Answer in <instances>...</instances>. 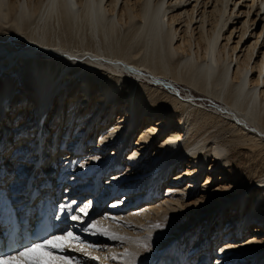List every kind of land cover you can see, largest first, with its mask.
Returning a JSON list of instances; mask_svg holds the SVG:
<instances>
[{
  "label": "bare ground",
  "instance_id": "6f19581e",
  "mask_svg": "<svg viewBox=\"0 0 264 264\" xmlns=\"http://www.w3.org/2000/svg\"><path fill=\"white\" fill-rule=\"evenodd\" d=\"M6 29L18 31L27 46L17 50L14 41L0 43V110L7 106L6 115L0 116V140L7 138L4 128L12 131V136L21 130L24 137L36 134L37 120L41 119L45 135L53 127L55 133L59 129V134L64 133L61 146L65 144L66 149L58 144L56 152L64 157L61 161H81L85 172L80 176H86L91 162L99 164L114 157L106 167H99L103 174L114 167L103 182L109 190L102 191V186L95 195L88 193L90 199L78 207L77 197L68 201L62 196L60 208L66 218L60 220V228L66 232L72 226H83L69 217L88 205V216L79 215L84 223L99 219L102 227L132 241L150 236L151 250L144 252L133 242L121 245L82 232L88 237H81L86 243L100 245L99 251L91 252L100 260H87L82 253L64 254L82 264H120L105 259L112 255L108 248L115 253L127 248L139 251L136 264H185L189 231L203 223L202 238L195 244L201 248L216 233L220 237L224 229L216 230L215 225L224 226L222 218H230L229 230L222 236L238 230L249 238L246 244L238 239L240 243L231 246L235 260L231 263L264 264V0H0L2 38L9 36ZM64 31L71 36L86 32L87 42L81 38L78 44H72L73 39L69 43ZM78 65L90 69L74 78L82 71ZM139 77L159 90L164 87L172 96L176 91L181 97L176 96V100L192 111L202 112V105L175 83L185 82L213 96L223 103L214 109L221 116L215 115L233 131L224 133L230 134L224 139L220 133L213 136L203 128L197 130L190 120L186 126L180 125L183 116L176 110L161 112L160 101L145 91L148 88L141 86ZM87 133L90 140L85 144ZM16 137L21 143L13 150L21 147L19 152L25 155H20L28 156L24 137ZM9 140L3 142L0 157L8 159L12 154ZM87 143L91 145L88 152ZM46 145L44 154L52 150ZM77 145L85 152L72 148ZM25 165L19 170L30 171ZM116 165L122 169L118 171ZM94 174L79 184L86 187L98 171ZM217 175L219 183L214 181ZM24 181L10 177L7 185L0 187L2 207L17 200L19 194L14 191L24 190ZM138 186L141 194L128 195L130 187L137 191ZM213 186V190L207 188ZM163 189L166 195L162 198L136 202L143 194ZM27 199L21 198L13 208L20 211L17 208ZM105 199L112 200L109 205L114 214L95 210ZM142 203V208L133 209ZM92 211L95 214L89 216ZM158 224L167 229L155 227ZM250 224L255 229L249 228ZM41 256L52 259L47 252L36 250L19 264Z\"/></svg>",
  "mask_w": 264,
  "mask_h": 264
},
{
  "label": "rangeland",
  "instance_id": "374dc122",
  "mask_svg": "<svg viewBox=\"0 0 264 264\" xmlns=\"http://www.w3.org/2000/svg\"><path fill=\"white\" fill-rule=\"evenodd\" d=\"M180 28H181V26H180ZM6 31V33L9 35L8 37H5V38H2V37H4V35H3V33H0V43H4V42H7V41H14L15 42V48L17 49V50H23V49H25L26 48V46H27V44H26V42H25V38H24V36H22V35H20L19 33H17L18 31H15V30H13V29H6L5 30ZM12 31V32H11ZM57 31H61V30H59V29H57ZM15 32V33H14ZM62 33V32H61ZM76 33V34H75ZM67 34V35H66ZM74 36H75V38H74V36L72 35L71 36V33H70V35L68 34V33H66L65 31H64V33H63V35H65L64 37H66V40L67 41H69V43H72V41L74 42V43H72V44H78V43H80L79 41L81 40V38H83V40L85 39V35H87L86 34V32L85 33H83L84 34V36L82 35V33L80 32V33H78L77 34V32H73L72 33ZM69 35V36H68ZM83 36V37H81V36ZM12 36V37H11ZM76 36H78V39L79 40H77V37ZM80 37V38H79ZM70 38V39H69ZM71 39H73V40H71ZM87 42V40L85 39V43ZM179 62V60L175 57V59H174V63L175 64H177ZM78 68H81L82 69V71L80 72V73H78V74H76V75H74V78H77L78 76H80L81 74H82V72L84 71V70H88V69H90V68H88V67H86L85 65H82V66H77ZM110 71V70H109ZM111 72V71H110ZM113 73V72H112ZM118 74V73H117ZM129 82H134V80L131 78V77H125ZM163 79H165V80H168V81H172V79H169V77H163ZM139 82L141 83V82H143V84L141 85V86H143L144 85V87H146V88H148V89H146L145 91H147V92H150V93H153L152 94V96H154L157 100H158V103H159V101H160V103L158 104V107H160L161 108V112H165L166 114H169V113H174V111H175V113L176 114H178V116H183V119L180 121V123L182 122V124H180V125H184L185 124V126H186V124L187 123H189V120H190V123H191V125L193 126V124L195 125V128L197 129V130H201L202 128V130L203 131H208L210 134H213V136H216V135H218L219 133L221 134V136L225 139V137L226 138H228L229 137V135L230 134H227V135H225L226 133H230L231 131H233L231 128H228V125H227V123L226 124H222L221 123V119H218L217 118V116L219 117V116H221L216 110H214L215 109V107H216V105H217V103H218V105H219V107L220 106H222L223 107V103L221 102V101H218L216 98H214L213 96H211V95H208L207 93H204V92H202V91H199V90H195L194 88H192V87H190L189 85H187L185 82H177V83H175V85H176V87L177 88H180V89H184V91L186 92V93H188V94H193L197 99H199L200 100V104L202 105V106H200V108H201V110H202V112H199V111H192L193 109H188L187 108V106L185 107L184 105H182L181 103H179V101L178 100H176V96L177 97H179V99L181 98L180 96H179V94L175 91V93H173V91H171L173 94H175V96H172L171 94H169L166 90H163V89H161V90H159V89H157V88H155L154 86H150L149 84H148V81H147V79L144 77H139ZM150 86V87H149ZM189 86V87H188ZM141 89H142V87H141ZM152 89H153V91H152ZM190 96H192V95H190ZM168 97V98H167ZM174 98V99H173ZM213 99H215V101L213 100ZM162 100V101H161ZM172 100V101H171ZM178 103H177V102ZM218 101V102H217ZM161 104V105H160ZM175 104V105H174ZM177 104H179V105H177ZM212 104H214V105H212ZM163 105V106H162ZM7 107V106H6ZM6 107H5V105L3 106V108H2V110H0V116L1 117H3V116H5L6 114ZM192 108H194V107H192ZM187 109V110H186ZM173 110V111H172ZM184 111V112H183ZM213 111V112H212ZM209 113V114H208ZM210 113H212V114H210ZM214 113V114H213ZM217 113V114H216ZM205 114V115H204ZM217 116H216V115ZM209 116V117H208ZM213 116V117H212ZM214 116H216V117H214ZM223 117V116H222ZM61 120L62 121H64V119H62L61 118ZM186 122H185V121ZM36 121V120H35ZM196 122H197V124H196ZM184 123V124H183ZM199 124V125H198ZM66 125V122L63 124V126H62V128L64 127ZM199 127H198V126ZM43 127V129H45L44 128V126H43V124H42V121H41V119L39 120H37V128H39V127ZM35 127V126H34ZM220 127V128H219ZM223 127V128H222ZM216 128V129H215ZM14 129V128H13ZM12 129V130H13ZM205 129V130H204ZM47 130V129H46ZM201 130V131H202ZM221 130V131H220ZM22 131V130H21ZM18 132L17 133V135L19 134L20 136H22V137H24L23 135V133L22 132ZM55 131V127H53V129H51V130H48L47 132H49L50 134H49V136H51L53 133H55L54 132ZM2 132H4L5 134H6V139H8L9 140V136H10V140H9V142H8V144L7 145H10V148H9V153H11L12 152V150H13V148L17 145L16 143H14V140H15V138H13L14 136H12V135H10V133H12V131L10 132V130L8 129V128H4L3 129V131ZM59 132H60V129L58 130V131H56V133H58L59 134ZM213 132V133H212ZM214 132H216V133H214ZM218 133V134H217ZM223 133V134H222ZM225 133V134H224ZM63 132H61L60 134H59V136H58V140H57V145L59 144L60 146H59V148H62V146H61V141H64V138H63ZM89 133H87V135L86 136H84L85 138L83 139V142L86 144V142H88L90 139H89V135H88ZM220 134L218 135V136H220ZM14 135H16V132L14 133ZM16 135V136H17ZM37 135V136H36ZM27 137H28V140H26L25 138L26 137H24V139L26 140V144H28L32 139V141H34V139H35V136L36 137H38L39 138V134H35V136L31 139V140H29L30 139V137L31 136H29V135H26ZM48 136V138H46V143H48V139H50L51 140V138ZM228 136V137H227ZM2 137V136H1ZM46 137V135L44 134V138ZM90 138H91V136H90ZM6 139L4 138V137H2L1 138V140H0V143H2V144H0V147H3L4 146V141H6ZM11 139L13 140V142H11ZM37 139V138H36ZM35 139V140H36ZM85 140V141H84ZM36 141H39V139L38 140H36ZM162 141V140H161ZM135 143V142H134ZM51 145V144H50ZM63 145H65V144H63ZM25 146H27V145H25ZM67 146H69L70 147V145L68 144V142H67ZM91 145H89L88 143H87V145H85V148H86V151L88 152V147H90ZM51 148H52V145L50 146ZM40 150H42V149H40ZM20 154H23V155H25V153H20ZM20 154H18V155H20ZM5 159H7V157H5ZM114 161V160H113ZM113 161H111V162H113ZM19 162V161H18ZM120 164H122V156L120 157ZM12 168V167H11ZM31 171V170H30ZM112 173V172H111ZM110 173V174H111ZM174 175V174H173ZM172 176V175H171ZM220 177V175L218 176H216L215 177V182H217V179ZM12 179V178H11ZM107 178H105V179H102V182H105V180H106ZM109 179H111V178H109ZM91 180V179H90ZM89 180V181H90ZM12 181V180H11ZM25 182V181H24ZM220 182V180L218 179V182L217 183H219ZM205 183V181H203V183L202 184H204ZM11 184H12V182H11ZM13 185V184H12ZM140 186H141V184H140ZM140 186H138L137 188H138V190L137 191H133V193H132V197L135 195L136 197L139 195V194H141L143 191H141V190H139V188H140ZM188 187V186H187ZM216 186H213V187H207V188H209L210 190H213L214 188H215ZM164 188L166 189V186H164ZM166 195V190H162V191H160V192H158V193H156V194H153V195H149V194H143V195H141V197H138L137 198V201L136 202H144L145 200H149V199H151V198H154L153 200H157V199H159V198H162V197H164ZM110 196H114V195H112V193L110 194ZM113 198H115V197H113ZM125 199H127V198H125ZM112 201V200H111ZM110 200H108V199H105V201L103 202V203H101L100 205H98L97 206V209H95L96 211L97 210H99V208L106 202L107 203V205L108 206H110L111 207V205H109V203L111 202ZM9 202H10V200H9ZM131 204H133V203H130V205ZM145 203H142V204H140L139 206L137 205V206H135L133 209H136V208H142V206L144 205ZM93 212V213H92ZM90 214H89V216H92V215H94L95 214V211H92ZM103 212H106V211H103ZM102 212V213H103ZM218 213H219V211H218ZM77 215H79L78 213H76ZM220 217H217V220L219 219ZM216 220V221H217ZM228 221H230V218L228 219V220H225V219H223L222 218V222H220L221 224H225L226 225V227H228V226H230V225H228L227 223H228ZM218 222V221H217ZM72 224V223H71ZM203 224V223H202ZM202 224H199L198 226H196L195 228H193V229H191L190 231H189V237H191V242H190V244L188 245V247H187V250H186V254H183V256H185V264H196V262L198 261V259H194V261H193V258L194 257H196V256H194L196 253H198V251L200 250V248H197V245H195L196 243H198L199 242V240L202 238V231L203 230H201V228H202ZM225 225L223 226H219L220 228L219 229H221V228H223L224 229V227H225ZM215 229L217 230L218 229V227L215 225ZM255 227L256 226H253V228L255 229ZM162 229H167V227H161ZM214 228V227H213ZM214 229V230H215ZM252 231V230H251ZM194 232H196V234H195V236H193V233ZM210 232V230L207 228V230H206V233H209ZM250 234H249V236H251L252 235V232H249ZM217 237H218V235H217ZM215 238V237H214ZM245 240H241L243 243H245L246 244V242L248 241V237L247 238H244ZM206 242V241H205ZM210 243V242H209ZM193 247V248H192ZM202 248V247H201ZM196 251V253L193 255V253ZM203 251H205V250H203ZM254 252H251V253H249L250 255H248V256H251L252 254H253ZM199 256V255H198ZM51 258V257H50ZM49 259V258H48ZM51 259H49V261H50Z\"/></svg>",
  "mask_w": 264,
  "mask_h": 264
},
{
  "label": "snow or ice",
  "instance_id": "6c2138e0",
  "mask_svg": "<svg viewBox=\"0 0 264 264\" xmlns=\"http://www.w3.org/2000/svg\"><path fill=\"white\" fill-rule=\"evenodd\" d=\"M77 211L87 217L88 205L78 208ZM69 219L84 224V221L81 220L79 215L71 214ZM104 219H109V217L105 216ZM112 219H115V217H112ZM101 225V220L91 219L81 228V231L93 237H107V239L111 241L120 242L121 245L133 242L139 251L148 252L151 250V245L149 243L150 236L145 240L137 239L132 241L130 237L121 236L118 233L113 232L110 228H105ZM155 227L159 228L161 225L158 224ZM36 250L47 252L52 259L50 261L44 259H29L28 264H82L80 259L64 254L66 252L82 253L83 257L91 261L100 260V257L91 255L92 251L100 250V245L86 243L81 236L68 230L61 235H51L48 238L39 240V242H33L17 251L0 254V264H15L17 260L26 259L29 257V254ZM108 251L112 252V255L110 257H105V259L119 261L120 264H136L139 257V251H130L127 248H125L122 253H115L111 248H108ZM141 264H144V262L141 261Z\"/></svg>",
  "mask_w": 264,
  "mask_h": 264
},
{
  "label": "built area",
  "instance_id": "2783aa9c",
  "mask_svg": "<svg viewBox=\"0 0 264 264\" xmlns=\"http://www.w3.org/2000/svg\"><path fill=\"white\" fill-rule=\"evenodd\" d=\"M183 93H186L185 91ZM195 101L199 102L200 103V100L199 99H195Z\"/></svg>",
  "mask_w": 264,
  "mask_h": 264
}]
</instances>
